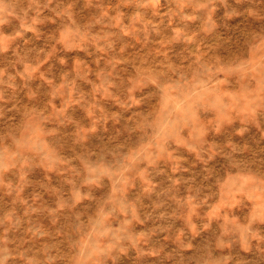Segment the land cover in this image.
Segmentation results:
<instances>
[{
	"label": "rangeland",
	"instance_id": "rangeland-1",
	"mask_svg": "<svg viewBox=\"0 0 264 264\" xmlns=\"http://www.w3.org/2000/svg\"><path fill=\"white\" fill-rule=\"evenodd\" d=\"M0 264H264V0H0Z\"/></svg>",
	"mask_w": 264,
	"mask_h": 264
}]
</instances>
